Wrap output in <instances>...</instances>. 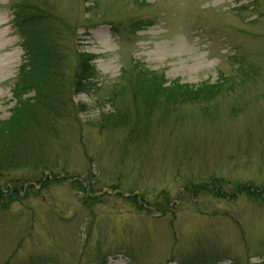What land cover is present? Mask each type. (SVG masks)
Masks as SVG:
<instances>
[{"label":"rangeland","instance_id":"obj_1","mask_svg":"<svg viewBox=\"0 0 264 264\" xmlns=\"http://www.w3.org/2000/svg\"><path fill=\"white\" fill-rule=\"evenodd\" d=\"M19 1L0 0V120L24 56ZM42 1L61 35L95 54L96 84L71 95L56 133L44 129L36 158L49 169L24 176L46 183L0 207V264H264V197L235 192L264 190V0ZM135 17L152 25L122 26ZM136 64L219 92L154 109L134 132L145 110L129 87ZM109 112L122 122L102 126Z\"/></svg>","mask_w":264,"mask_h":264},{"label":"trees","instance_id":"obj_2","mask_svg":"<svg viewBox=\"0 0 264 264\" xmlns=\"http://www.w3.org/2000/svg\"><path fill=\"white\" fill-rule=\"evenodd\" d=\"M135 1L141 5L146 4L145 0ZM246 6L244 7L247 8ZM12 7L13 26L20 37L24 56L13 83L15 105L10 116L0 120V207L3 210H6L11 202L18 200V192L32 187L29 184L28 187L24 186L25 183H30L31 180L43 185L46 183L43 182L41 174L39 178L34 179L24 176L28 168L34 171L39 168L42 172L49 169L45 166L40 168L36 158L43 148L41 138L44 137V129L50 126L51 130L47 132L56 133L52 127L61 118L62 113L67 112L64 109L69 110L71 95L94 87L97 75L95 54L76 48L72 34L67 38L61 35L60 28H63L61 25L64 23L45 5V1L20 0ZM151 25L149 20L139 17L131 18L127 24H122L132 33ZM113 30L115 33L119 32L115 25ZM129 76L132 79L129 82L132 99L139 101L140 97L142 108H139L145 109L140 117L137 112L133 131L139 130L138 133L148 129L152 110L168 109L170 105L187 102L207 103L219 92L220 86L219 82L191 86L179 81L166 85L163 73L145 69L139 64L129 71ZM67 87L70 94H61ZM69 87L72 88V93ZM30 93L32 94L29 95ZM122 119L121 115L109 112L104 114L100 124L116 125L122 122ZM141 122L144 124L141 125ZM200 188L222 197L219 186L214 185L212 189L203 184ZM195 189L199 190V187ZM195 189L193 191H197ZM242 191L251 198L264 197L263 189L256 191L242 185L235 190L237 194ZM130 200L141 209L136 196H132ZM157 204L161 206L160 203ZM158 208L162 212L166 209L165 205ZM98 264L104 263L99 261Z\"/></svg>","mask_w":264,"mask_h":264}]
</instances>
